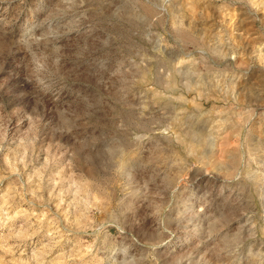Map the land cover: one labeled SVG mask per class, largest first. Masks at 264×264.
Instances as JSON below:
<instances>
[{
    "label": "rangeland",
    "instance_id": "1",
    "mask_svg": "<svg viewBox=\"0 0 264 264\" xmlns=\"http://www.w3.org/2000/svg\"><path fill=\"white\" fill-rule=\"evenodd\" d=\"M0 264H264V0H0Z\"/></svg>",
    "mask_w": 264,
    "mask_h": 264
},
{
    "label": "clouds",
    "instance_id": "2",
    "mask_svg": "<svg viewBox=\"0 0 264 264\" xmlns=\"http://www.w3.org/2000/svg\"><path fill=\"white\" fill-rule=\"evenodd\" d=\"M19 39H21V38H19ZM16 57L19 59V61H20L21 63H24V62L27 60V58H26L25 55H24V51H23L22 47H20V49L17 50V52H16ZM22 71H23V70H22ZM24 79H25V81H26L29 85H31V84L33 83L31 80H29V79L27 78V76H25ZM41 85H42V87H41V92H43V93H48V92H50V91L52 92V90L48 87L47 84H45L43 81H38V82H37V86H41ZM93 135H95L97 138H99L100 140H102V139L105 137V135H106L105 129H103V128H98V129H96V130L93 132Z\"/></svg>",
    "mask_w": 264,
    "mask_h": 264
}]
</instances>
